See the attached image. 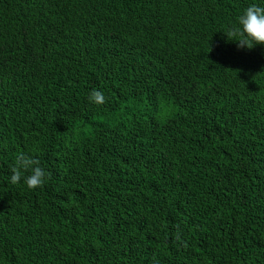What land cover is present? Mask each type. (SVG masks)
Listing matches in <instances>:
<instances>
[{"label":"trees","instance_id":"obj_1","mask_svg":"<svg viewBox=\"0 0 264 264\" xmlns=\"http://www.w3.org/2000/svg\"><path fill=\"white\" fill-rule=\"evenodd\" d=\"M130 4L0 0V264H264L260 45L212 48L228 12ZM21 152L42 187L11 183Z\"/></svg>","mask_w":264,"mask_h":264},{"label":"clouds","instance_id":"obj_2","mask_svg":"<svg viewBox=\"0 0 264 264\" xmlns=\"http://www.w3.org/2000/svg\"><path fill=\"white\" fill-rule=\"evenodd\" d=\"M155 2L156 0H131L130 8L135 14L140 13L143 18H149L152 17L154 12ZM186 2L193 9L208 14L213 22L221 21L226 12L229 13L227 18H232L233 23L236 22L226 32L222 31L224 35L212 44V48L216 51L224 53L233 50L242 53L246 49H252L254 46L260 45L257 50L264 56V46H261L264 45V6L253 3V0H245V3H242L236 10L235 16L223 8L225 0H186ZM167 58L169 60L166 67L170 68L173 74L178 70L183 71L186 66L193 64L192 59H185L184 56H180L179 51L175 50L169 51ZM243 61L245 60H232V62ZM174 63L184 64L178 66ZM89 100L96 104L105 102L103 93L95 89L89 94ZM11 173L10 180L13 185L19 184L23 179L28 189H37L45 183L46 173L39 166V161L23 152L18 153L16 156ZM24 173L29 174L25 176ZM236 230H238V226Z\"/></svg>","mask_w":264,"mask_h":264}]
</instances>
